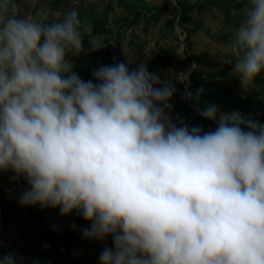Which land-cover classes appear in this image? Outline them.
<instances>
[{"label":"clouds","instance_id":"obj_1","mask_svg":"<svg viewBox=\"0 0 264 264\" xmlns=\"http://www.w3.org/2000/svg\"><path fill=\"white\" fill-rule=\"evenodd\" d=\"M103 41L75 8L50 19L0 0V173L27 181L19 203L111 237L100 264H264V125L214 104L199 113L219 115L214 130L174 123L176 87L146 62L82 79L73 58ZM230 50L247 92L264 74V0H246Z\"/></svg>","mask_w":264,"mask_h":264},{"label":"rangeland","instance_id":"obj_2","mask_svg":"<svg viewBox=\"0 0 264 264\" xmlns=\"http://www.w3.org/2000/svg\"><path fill=\"white\" fill-rule=\"evenodd\" d=\"M55 1L17 0V3L22 6L23 15L35 16L36 12L46 8L49 11L50 19H55L57 14H62V11L66 10L68 5L75 8L83 6L89 7L96 16H101L105 13L108 15L109 22L114 25V19L116 17L127 14L120 5L119 0H70L68 4H66V0L61 5H57ZM139 1L152 3L158 7H163L168 2V0ZM184 1L192 4H202L205 2V0ZM180 13V8L175 4L171 5L170 0V3L164 10L163 17L157 24L145 26L141 18L134 26L124 28L122 33L123 38L120 43L111 42L106 46L107 55L112 61L111 64L114 66L124 63L130 70L135 68L140 62H146L148 68H151L157 57H162L168 52H171L174 66L168 69L158 67L155 68L153 73L158 75L161 81L169 80L176 87V91L170 101L173 105L170 116L174 123L176 122L175 111L178 109L179 104L188 99L190 102V96L179 93L178 83L182 81L181 73L187 76L194 70L193 65H188L183 60L181 54L183 41L178 35L177 26L175 30L170 27V21L174 20L177 16L179 18ZM196 15L195 9L193 16ZM196 17H199L201 20L203 19L205 27H210L213 31L219 32L225 30L226 32L234 34V25L236 24L232 23L233 26L228 27L224 21V16L216 8ZM117 31L119 32V30ZM181 32L184 36L182 27ZM102 37L104 39L106 38V36ZM192 45L196 55H202L203 53H209L211 55L216 53L231 55L230 48L224 45H217L210 41L206 37L202 27L198 28V31L195 33ZM84 47L87 48V45H84ZM97 56L98 51L87 52L78 58H73L75 61L74 69L82 72L80 76L82 79H93L91 71L100 65L106 64V57L101 62ZM229 66L231 65H227L226 67L221 66L219 69L228 72L227 67L229 68ZM204 71L207 75L196 77V82L204 83L208 91L222 90L234 78L232 72L228 74V77L218 79L209 75L211 69L206 68ZM237 92L242 95L247 93L242 88L240 80ZM186 95L188 98H185ZM209 102L210 104H214L218 110L222 107L219 98L211 99ZM193 106H195L194 102ZM180 111L182 113L180 118L188 125L190 123L202 125L205 131L214 130L219 119L217 117L216 123L212 120L201 123L197 115L189 113L188 109L181 107ZM13 175L11 172L0 173V256L15 253L17 264H100V252L106 246H113L111 237H108L105 241L85 239L81 244L68 249L64 240L53 235L67 229L65 220L69 219L70 214L68 216H61L58 208L41 209L38 205L22 206L19 203V197L28 188V184L23 178L13 179Z\"/></svg>","mask_w":264,"mask_h":264},{"label":"trees","instance_id":"obj_3","mask_svg":"<svg viewBox=\"0 0 264 264\" xmlns=\"http://www.w3.org/2000/svg\"><path fill=\"white\" fill-rule=\"evenodd\" d=\"M65 1L66 0H56L55 2L57 5H61ZM119 1L120 5L127 14L116 17L114 19L115 25L109 22L107 14L103 13L101 16H96L93 10L86 6L75 8L68 5L66 10L75 8L82 20L86 18L93 25L94 34L106 36L103 42L107 45L111 42L117 44L120 43L123 38L122 33L124 28L134 26L141 18L144 21L145 26L157 24L163 17L165 8H167L170 3V0H168L163 7H158L152 3H146L139 0ZM69 2L70 0H67L66 4ZM179 2L183 8L181 27L184 31V36H186L187 58L190 62H195L198 66L195 73L186 80L185 84L182 81H179V93L187 94L189 96L186 88L187 85L194 92V104L199 111L210 104L209 100L219 98L222 103V107L218 110L219 114L239 112L246 119L257 123L258 125H264V74L257 77L254 86L247 91L245 95L237 92L239 78L235 76L230 80L226 88L217 91H208V89L205 88L204 83H200L198 81L196 82V77L207 75L204 71L206 68L211 69V73H209V75L213 78L221 79L228 77V74L232 72V65L229 66V68L227 67L228 72H224V70L219 69V67H226L229 64L222 62H226L228 59H234L232 54L229 56L221 53L213 55L209 53L196 55L194 53L192 41L195 33L198 31V28L202 27L205 31L206 37L213 43L217 45H224L228 48H230V43L233 37L231 32H226L225 30L217 32L211 30L210 27H205L204 20H201L196 16H201L204 12L216 8L224 16L226 25L231 27L233 26L232 23H234L236 24L234 25L236 29L242 19V10L246 4V0H205L202 4H192L184 0H179ZM195 9L197 15L193 16V11ZM64 11L65 10H63L62 13ZM177 20L178 16L174 20L170 21V27H172L173 30H175ZM117 30H119V32ZM84 45H87L86 41ZM97 57L101 60V62H103V59L106 57L107 59L105 61V65H112V61L107 55L106 47L98 51ZM173 66L174 63L171 52H168L162 57H157L151 68H148V70L153 73L155 68L162 67L164 69H168ZM73 71L77 72L80 76L82 75V72L78 69H73ZM181 107L188 109L189 113L196 114L199 122L204 123L208 121L189 107L188 99L187 101L180 103L178 109H176V122L182 115L180 111ZM191 126H195L194 123H190L189 127ZM65 222L67 224V229L54 234L53 236H57L59 239L64 240L66 247L70 249L78 244H81L86 239L82 235V230L90 227V222L85 221L75 212L70 214L69 219L65 220ZM72 225H75L76 227L73 228Z\"/></svg>","mask_w":264,"mask_h":264},{"label":"water","instance_id":"obj_4","mask_svg":"<svg viewBox=\"0 0 264 264\" xmlns=\"http://www.w3.org/2000/svg\"><path fill=\"white\" fill-rule=\"evenodd\" d=\"M172 4H175L177 5L180 10H181V13H180V16L177 20V32H178V35L181 37L182 41H183V45H182V50H181V54H182V57H183V60L188 64V65H193L194 66V70L193 72L189 73L187 75V79L189 77H191L194 73H195V70L197 69V64L195 62H190L187 58V54H186V37L183 36L182 32H181V18H182V14H183V8L179 2V0H171V5ZM186 79V80H187ZM186 80H182V82L185 84ZM186 88H187V91L189 93V96H190V102H189V106L190 108L195 111L197 114L200 113V111L198 110V108L196 106H193V102H194V92L186 85ZM216 123V120H212Z\"/></svg>","mask_w":264,"mask_h":264}]
</instances>
